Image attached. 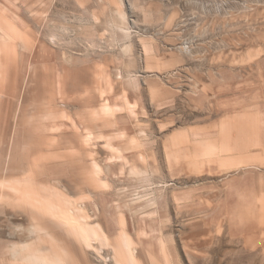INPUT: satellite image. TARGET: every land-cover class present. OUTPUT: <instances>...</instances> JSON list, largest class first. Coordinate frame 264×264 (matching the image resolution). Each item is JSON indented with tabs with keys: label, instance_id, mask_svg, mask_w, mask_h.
<instances>
[{
	"label": "rangeland",
	"instance_id": "374dc122",
	"mask_svg": "<svg viewBox=\"0 0 264 264\" xmlns=\"http://www.w3.org/2000/svg\"><path fill=\"white\" fill-rule=\"evenodd\" d=\"M0 264H264V0H0Z\"/></svg>",
	"mask_w": 264,
	"mask_h": 264
}]
</instances>
